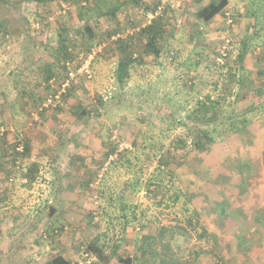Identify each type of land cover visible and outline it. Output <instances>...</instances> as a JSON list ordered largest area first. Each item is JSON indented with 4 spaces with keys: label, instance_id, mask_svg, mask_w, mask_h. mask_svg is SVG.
Wrapping results in <instances>:
<instances>
[{
    "label": "rangeland",
    "instance_id": "374dc122",
    "mask_svg": "<svg viewBox=\"0 0 264 264\" xmlns=\"http://www.w3.org/2000/svg\"><path fill=\"white\" fill-rule=\"evenodd\" d=\"M61 1L68 8L65 14H59L61 6L58 0H22L19 1L20 7L0 2V14L3 16L0 22L12 19L7 26L11 30L5 31L10 39H6V44H0V97L5 92L8 94V103L0 106V126L7 124L14 130L5 138L4 145H11L14 136L16 140L19 133L16 134L15 130H22L27 138L30 128L42 119L41 115L36 117L37 120L40 118L39 121L33 119L32 113L37 114L38 105L32 95L36 94L42 100L50 91V81L64 78L66 70L59 66L55 76L46 84L40 80L45 66L53 62L54 53L61 50L59 45L64 44L63 38L70 35L71 39L65 41H70L68 44L72 49L84 54L95 50L96 59L93 61L92 79L81 78L72 95L64 98L62 108H76L80 104V110L88 114L85 119L89 121L88 126L97 129L100 122L108 126L106 135L115 152L108 160L104 158L101 161V156H98L92 162L97 170H101L102 176L98 177L94 172V180L89 186L90 189L93 186V191L87 196L91 198L94 193L104 202L101 201L97 209V220L92 213L96 209L94 201L100 199L89 201L93 207L82 209V224L61 219L54 222L65 210L60 205L58 208L48 203L46 194L38 192L35 186L39 182L46 185L52 180H47L42 174L33 186L35 190L32 186L27 187L3 145L0 147V264H46L59 254L77 264L83 257L84 248L88 249L96 238L105 248L104 256L113 254L118 245L117 254L123 259H132L133 264H158V259L154 261L151 257L141 256L135 250L136 240L153 235L158 239L155 248L159 253H165V245L170 244L173 253L183 254L180 264H244L245 259V264H264V227L258 228L259 233L256 222L258 214L264 212V112L258 119L256 112L248 113L255 119L250 125L245 124L244 116L239 118L238 132L227 134L205 153L189 150L175 154L167 152L170 141L184 133L173 121L183 118L187 110L192 111L194 85L198 84L197 91L202 94L200 100L209 95L216 100L230 94L225 105L228 111L237 109L244 113L249 109L244 102L235 103L241 99L243 88L230 81L227 72L234 71V67L238 71L237 77L245 78L240 58L244 44L264 43V33L259 29L264 25V2L229 0L225 11L230 13L232 22L221 15L222 18L215 20L208 29L207 24L197 26L190 14L207 5L209 0L202 3L167 0L164 17L172 31L166 33L160 44L175 47L178 60L174 61L172 52L166 56L161 54L158 60L145 50L143 52L144 44L138 36L139 30L152 21L149 10L159 6L161 0H140L139 3L121 0L125 3L124 10L118 11L114 17L98 20L92 15L89 21L78 16V7L84 0ZM117 2L120 0H102L104 10H107V5ZM93 4L96 0L88 2L89 6ZM24 10L36 13L29 16L31 27L21 34L13 33L12 30L25 18ZM64 27L65 32L62 30ZM110 33L112 36L109 38ZM92 35L97 38L95 47L90 42ZM119 37L134 45L132 58L141 54V59L137 58L128 70L120 73L121 54L114 45ZM225 45L227 56L224 57L220 50ZM255 52L250 51L252 54ZM196 53L211 65L212 70L205 65H200L197 71L188 69L184 73L181 70L183 63H187V68L191 67L188 59ZM263 56L253 55L249 61L262 69ZM78 63L73 58L74 68ZM204 79L207 83L201 82ZM21 84L27 86L28 93L22 99L29 116L18 119V116L12 117L11 109L12 102L20 100ZM98 108L102 109L101 113ZM248 119L251 121L250 117ZM159 139L163 143L159 144ZM148 140H155L158 148L146 149ZM117 141L131 145V156L125 157L128 161L121 155L124 152L118 153ZM81 149L82 153H75V157L81 158V164H85L89 154L85 152L91 148L82 145ZM119 158L123 165L113 170V174L115 172L118 176L113 175L111 182H104V174L111 169L110 163ZM242 165L247 167L243 173L239 171ZM32 172L28 171L29 185L34 182L30 178ZM13 176L17 180L11 182ZM241 178L244 184L240 187ZM102 181L104 193L100 195L99 189L96 193V187L100 188ZM23 183L27 187L24 192L21 191L25 189ZM18 185L20 189L16 188ZM9 187L14 191L8 190ZM27 191H30L29 195H26ZM43 199L46 200L39 203ZM104 204L105 209L102 207ZM123 204L129 208L122 211ZM70 211L76 213L75 210ZM133 211L137 219L131 221L124 231L122 215L125 213L132 217ZM188 218L193 219L192 226L188 225ZM198 218L200 222H197ZM203 228L208 230L206 236ZM238 235L246 240L243 250L238 248ZM89 264L104 263L96 256V260ZM112 264L120 263L114 260Z\"/></svg>",
    "mask_w": 264,
    "mask_h": 264
},
{
    "label": "trees",
    "instance_id": "16d2710c",
    "mask_svg": "<svg viewBox=\"0 0 264 264\" xmlns=\"http://www.w3.org/2000/svg\"><path fill=\"white\" fill-rule=\"evenodd\" d=\"M70 1V0H68ZM86 2V5H83V3L81 4V6H79V11H78V16L81 20H85L88 19V21L90 20V16L95 15L96 19H100L102 17H106V16H111L114 17L118 11H123L124 10V5L125 3L122 2L120 0V2H117L115 4L112 5H107V10H104V4L102 3V0H96V4L89 6L88 2L90 3V0H84ZM136 3H139L140 0H134ZM196 1V3H202L204 0H194ZM256 0H251V2H255ZM260 2V0H258ZM0 2H7L12 6L15 7H20V3L19 0H0ZM22 3V2H21ZM229 5V0H209V3L207 5H205L204 7L200 8L199 10H197L196 12H192L190 15L193 18V20L198 23L197 26L200 25H208L210 24L213 19L215 17H217L218 15H223V17L225 18V9L227 8V6ZM33 6V5H31ZM159 6H155L154 8L150 9L149 11H151V14H155L156 11L158 10ZM165 10V9H164ZM160 12L158 15H155L154 18H152V21L150 22V24H148L147 26H145L144 28L140 29L138 32V36H140V41H142V43L144 44V49L142 47V51L146 53H149L150 55L154 56L155 59H159V57H161V54H165L166 55H170L171 52L173 53V56H171L172 60L176 61L178 60V53L175 51V47L173 45H166L161 46V41L164 40V36L166 35V33L171 32L172 29L168 28L167 26V22H166V18L164 17V12L165 11ZM253 10V8H252ZM255 10V9H254ZM24 20L22 21V23L14 28L12 30L13 33L16 34H21L23 32H25L26 30L29 29V27H31V23L29 22V16L32 14H35V12H31L30 10H24ZM256 13V12H254ZM149 15V14H148ZM0 17L1 16L0 14ZM253 17H257V14L254 15ZM12 21L11 18L8 19H3L0 22V44H6L5 41L6 39H10L9 35H6V30H11L9 27L10 22ZM97 21V20H96ZM29 23V24H28ZM196 25V24H195ZM64 32L66 31V27H64L62 29ZM255 33V30H254ZM253 33V34H254ZM252 34V35H253ZM112 34L110 33L108 35V37L110 38ZM69 38L71 39L70 35L66 36L65 38H63L64 40H62V42H64V44L59 45V48L61 50H59L57 53H54V59L52 60L53 62H48V64L45 66L44 68V72H41V76H40V80L43 81L45 84L55 76V72L57 71V69L59 68V66H62L63 69L66 70V67L64 66L65 62H72L73 58H76L77 55L74 54L73 51H75V53H81L80 50H75V48H71V46L68 44L70 43V41L66 42L65 40H69ZM96 36L92 35V41L91 44L93 47H95L96 44ZM116 48L118 49L119 53L121 54V60L119 62V72H124L126 70L129 69V67L136 62L135 60L141 59V54L137 55L136 58H132L133 56V48L134 45L132 44H127L126 40L123 37H119L118 39H116L115 44ZM142 45V44H141ZM255 44H244L243 49L240 52V58L241 61H245V57L248 56V54L250 53V51H255L256 47L254 48ZM201 46V45H200ZM202 47V46H201ZM164 56V57H165ZM134 57V56H133ZM129 58V59H128ZM96 59V57L94 58V60ZM189 60V64L191 65V67L187 68V63L186 64H181V70L185 73L187 72L188 69H193V71H197L198 67L200 65H205L207 67L208 70H212L211 65H209L208 63L206 64L203 60V58L200 56V54L196 53L195 55L193 54L192 56H190ZM92 66H93V62H92ZM183 66V67H182ZM213 66V65H212ZM244 68V67H243ZM232 69H234V71H230L228 70V75L230 77V81H235L236 85L238 83V86H240L241 88H243L244 83L242 84L243 80L242 78L239 79L237 76V70L236 68L232 67ZM242 69V68H241ZM66 72L63 73L64 77L66 76ZM59 76V74H58ZM201 82H206L207 80L204 79ZM196 82H194V84H196ZM17 85V84H16ZM204 85V84H203ZM207 85V84H206ZM76 86V85H73ZM71 87L67 94L64 95V98L72 95L73 91H74V87ZM197 86L198 84H196V86L194 85L193 87V91H192V95H193V101L195 102L192 111H186L185 115L183 118H178V121L174 120L173 124L176 126H180L183 130L184 133L182 135H178L177 138L173 139L170 141V143L167 145L168 146V151L167 152H174L177 153L179 151H197L199 153H205L207 152L210 148H212L215 144H217L218 140L224 139V137L227 134H236V132H238L237 130L239 129L238 126V119L241 118L242 116H244L243 121L245 122L246 125H248V119L246 118L247 113H242V112H238L237 109H235L234 111L230 112L228 111L226 108L227 106H225L228 102L227 99L230 97L229 96H221V98H217L212 99V97L206 96V99L200 100V96H202L201 92L197 91ZM21 91L20 93L18 92V95H20L18 98L20 99L18 101V99L12 103H14V105L12 106L13 108L11 109V115L12 117H17L19 118H23V117H28L29 116V112L26 110L25 105H24V100L22 99L24 96L27 95L28 90H27V86L25 84H21ZM243 90V89H242ZM4 94V93H3ZM233 95V93H232ZM243 94H241L242 96ZM32 99L34 100V103L38 106H36L37 108V114L42 116L41 118L45 117V115L51 111L43 109L40 110L41 105L43 104V101L45 98H43L42 100H40V97L37 96L36 94L32 95ZM243 97V96H242ZM35 98V99H34ZM241 99L239 98V100H235V103H238V101H240ZM5 103H8V94L5 92L4 96L0 97V106L4 105ZM10 103V102H9ZM11 103V104H12ZM80 104H78L77 108L79 111L80 110ZM35 108V109H36ZM60 108V107H59ZM236 108V107H234ZM99 111V108L98 110ZM82 112V117L83 119H85L87 117L88 114H86L85 111H81ZM239 115V116H238ZM33 116V113H32ZM199 118V119H198ZM33 119L35 120L34 116ZM202 122H207V123H202ZM244 125V124H243ZM0 128H4L6 129V133H5V138H7L8 135H10V127L7 126V124H3L2 126H0ZM22 131V130H21ZM21 131L15 130V133H21ZM5 138L3 140V143L0 147H3L4 145V141ZM14 138V142L11 145H4L3 149H5V151H8L6 153L10 155V157H12V163L14 164V168L15 171H18L20 173H22L21 175L26 177V173H28V171H31V165L27 164V161H24L27 157V154L30 150L29 147V143L28 140L26 139V150L24 152L23 155H21V161L20 164L17 166L16 164V157L18 156V154L15 153L14 149H15V136ZM161 139H159V144L163 143L160 141ZM156 142L155 140H148V142L145 144L146 149L150 150V149H155V147L158 148V146H156ZM160 148V147H159ZM111 152H115V149H109L108 154ZM124 153H122V157L125 160V157H128L131 152L130 151H123ZM107 154V155H108ZM173 154V155H174ZM149 155V154H147ZM131 156V155H130ZM120 157V156H119ZM24 158V159H23ZM131 159V158H130ZM125 161H128V158H126ZM120 164H122V160L119 158L115 163H110V166L112 168L113 167H118ZM127 164H131L130 162H128ZM123 165V164H122ZM247 169L246 165H242L241 168H239V171L241 173H243L245 170ZM161 169L158 168V172H160ZM244 178V177H243ZM243 178H241L240 180V187L244 184V180ZM26 183H27V187H31L32 185H29V179H25ZM153 183V182H151ZM140 185V183L138 184V186ZM175 200L178 201V197H175ZM127 208H129V206H127V204H123V206H121L122 211L123 210H127ZM224 211V209H223ZM134 213H132V217H128L125 213L122 215V220L125 221L124 223V231L127 230V228L129 227L128 224L131 221H135L137 219L136 213L135 211H133ZM93 214V213H92ZM195 216L198 217V214L195 213ZM226 218V217H225ZM224 218V219H225ZM93 219V217H92ZM223 219V220H224ZM197 222H200V219H197ZM195 222V224L197 223ZM257 222V230L260 227H264V212L258 214V218L256 219ZM188 225L192 226L193 224V219L192 218H188L187 220ZM198 224V223H197ZM203 225V224H200ZM128 226V227H127ZM60 229L62 231V226H60ZM57 229L54 228V232L57 233L56 231ZM256 230V231H257ZM52 231V230H51ZM208 230L203 228V234L206 236ZM259 233H261L258 230ZM257 233V232H256ZM239 243H238V248L243 250L246 248L245 244H246V240H244L245 238H243V236L238 235L237 236ZM158 239L153 235V237L150 236H143L140 239L136 240L135 243V247H136V251L141 255V256H146V257H151V259L153 258L154 261L156 259H158V264H180L182 257V253H173L171 250V245L167 244L165 245V248L167 251H165V253H159L157 251V249L155 248V244L156 241ZM99 238H96L91 245L88 248V252H91L95 257L97 256V258H99V260L101 262H103L104 264H112L113 261L117 260L118 263L120 264H133V260L130 258L127 259H123L121 256H119L117 254V250L119 248V246L117 245L116 250H114L113 254H106L105 256L104 251L105 248L104 246L99 244ZM172 252V253H171ZM117 258V259H116ZM247 262V261H246ZM46 264H73L70 260H68L67 258H65L63 255L59 254L54 256L49 262H47Z\"/></svg>",
    "mask_w": 264,
    "mask_h": 264
},
{
    "label": "crops",
    "instance_id": "0c3cea01",
    "mask_svg": "<svg viewBox=\"0 0 264 264\" xmlns=\"http://www.w3.org/2000/svg\"><path fill=\"white\" fill-rule=\"evenodd\" d=\"M262 2H264V0H262ZM221 18V15L215 17L213 21L208 24L207 28H211L215 20ZM259 29H262L261 32L264 33V25L260 26ZM261 43L262 41L260 44H255L254 48L256 47V52L254 54L249 53L248 56L245 57V61H242L246 75L245 78L242 79V84L244 83L242 91L243 97L241 96L240 101L247 104L246 107L249 106V109H245L244 111L247 113L246 117H250L251 119V121L248 122L249 125L253 123L255 119L252 115L249 116L248 113L256 112V118L258 119L262 117L260 116L261 112H264V68L261 69V66L253 61H249L253 55L264 54V43ZM62 105L56 112H50L51 114L48 112L41 120L40 118L36 120L40 121L37 122L33 128H30L27 136L30 150L24 161H27L26 163L31 165V172L33 170L30 175L31 181L34 180V182L31 183L32 187L37 183L38 176L42 174L47 180H52L46 182V185L39 182L38 185L35 186H37L38 192L45 193L47 197V200H40L39 203L46 200L48 203L53 204L54 207L59 208L60 205V208L65 210L61 213V216L58 215L59 217H57V220H54V222H59L58 219H61L63 222L80 225L83 223V216L81 215L82 209L93 207L90 202L94 201V199H100L95 200L98 201L99 204H102L101 201L104 200L103 198L95 196L94 193L91 194V198L87 197L90 195V192L93 191V186L91 187L92 189L89 188L92 180H94L92 176L95 173L98 174V177L102 176L100 173L101 170H97L92 162L95 158L97 159L98 156H101V161L104 160V158L108 160L114 153L111 152L108 154V151L114 148L112 147L110 138H107L105 130L108 126H106V124L100 122L101 126H99V128H92L88 126L89 121L85 120L87 117L83 119L81 115L82 112L79 111L77 107L68 106L69 108L66 107L64 109ZM59 111L61 112L59 113ZM101 112L102 109H99V113ZM95 132L97 134H95ZM82 145L91 148L89 152H85L89 153L88 158L85 160V164H81V158L78 156L75 157V153H77V155H80V152L82 153ZM78 150L80 151L78 152ZM88 161H91V163L88 164ZM56 168L59 170L57 171ZM116 169L117 167L114 168L112 166V168L108 170V174H104V182L105 180L111 182L113 175L118 176L115 172L113 174V170ZM22 173L18 172L21 179H27V176L29 177L27 172H25L26 177L21 175ZM104 182L102 181L99 185L100 188L96 187V193L99 189L100 195H103L102 186ZM95 183L98 184L97 182ZM23 187H25V189H21V191L24 192L27 188L24 183ZM16 188L20 189V186L18 185ZM33 189L35 190L36 187H33ZM8 190L14 191L11 187H9ZM111 191L114 193L113 189H111ZM29 193L30 191H27L26 195H29ZM102 207L105 209V204ZM70 210H75L76 213ZM245 263H247L246 259L244 260V264Z\"/></svg>",
    "mask_w": 264,
    "mask_h": 264
},
{
    "label": "built area",
    "instance_id": "2783aa9c",
    "mask_svg": "<svg viewBox=\"0 0 264 264\" xmlns=\"http://www.w3.org/2000/svg\"><path fill=\"white\" fill-rule=\"evenodd\" d=\"M58 2L60 3V6H61V10L59 11V14L61 13L65 14L68 9L67 5L63 3V1L61 0H58ZM166 2L167 0H161V4L159 5L156 13L150 14L149 16L151 18H154L155 15H158L160 12H162L165 9ZM83 5H86V2H84ZM225 16H226V20H228V22L231 23L232 21H231L230 13L225 11ZM227 42H230V41L227 40ZM225 50H226V45L223 46L220 50V52L222 53L224 57L227 56V50H226V53H225ZM76 55H77L76 60L79 62L78 67L74 68L72 66L73 65L72 62H65L64 66L66 67V71H67L66 76L60 81H57L55 78L50 81L49 83L50 91L46 95L43 101V104L41 105L40 110L46 109L51 112H56L59 109V107L62 105L64 95L67 94L68 90L74 84H78L81 78L85 80L92 79L93 77L92 62L94 61L96 51L92 50V52L88 54H84L81 52ZM37 115L38 114L33 113L35 120H37L36 119ZM6 131H7L6 129L0 128V146L2 145L3 140L5 138ZM10 131L14 132L13 129H10ZM26 139H27L26 136L24 135V133L22 134V132L19 133L16 137L14 151L16 154H18V156L16 157L17 165L20 164V161L22 158L21 155H23L26 150V147H25ZM117 144H118V153L127 151V150L128 151L132 150L131 145L120 144L119 141H117ZM14 179H16V177L14 178L13 176L10 178V181L13 182ZM23 182L26 183L25 180H23ZM95 205H96V209L93 212V216H94V219L97 220V214H98L97 209L99 208L100 204L98 201H95ZM84 249H85L84 250L85 252L82 253L83 257L77 261V264H89V262L96 260V257L91 252H88L87 248H84Z\"/></svg>",
    "mask_w": 264,
    "mask_h": 264
}]
</instances>
